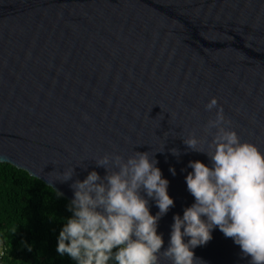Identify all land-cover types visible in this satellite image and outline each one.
I'll use <instances>...</instances> for the list:
<instances>
[{"label":"water","instance_id":"1","mask_svg":"<svg viewBox=\"0 0 264 264\" xmlns=\"http://www.w3.org/2000/svg\"><path fill=\"white\" fill-rule=\"evenodd\" d=\"M212 98L264 154V0H0V162L71 202L75 181L106 175L103 156L148 152L174 201L157 223L161 251L195 203L189 162L212 167L183 142L211 141ZM211 235L192 249L201 264H250L218 227Z\"/></svg>","mask_w":264,"mask_h":264},{"label":"clouds","instance_id":"2","mask_svg":"<svg viewBox=\"0 0 264 264\" xmlns=\"http://www.w3.org/2000/svg\"><path fill=\"white\" fill-rule=\"evenodd\" d=\"M205 108L216 109L215 119L204 129L212 135L211 141L191 135L183 142L188 149L205 153L212 167L198 160L189 162L193 171L187 174L186 184L195 203L184 209L182 218L173 217L164 251L157 223L174 205L167 191L169 181L162 178L158 161L148 152H135L126 160L121 155L103 156L96 162L106 169L103 178L92 171L71 185L74 198L69 211L73 217L59 233L57 252L77 264H108L110 260L160 264L161 256L171 264H201L192 249L206 245L212 239L211 230L218 227L239 245L243 256L251 258L250 264H264V154L226 127L230 122L216 98ZM170 151L180 155L178 149ZM169 171L175 175L174 168ZM73 172V168L65 171L62 181L70 180ZM142 192L155 201L159 209L155 216ZM184 237L190 238L187 243Z\"/></svg>","mask_w":264,"mask_h":264},{"label":"trees","instance_id":"3","mask_svg":"<svg viewBox=\"0 0 264 264\" xmlns=\"http://www.w3.org/2000/svg\"><path fill=\"white\" fill-rule=\"evenodd\" d=\"M70 203L38 178L0 162V264H77L56 250L73 217Z\"/></svg>","mask_w":264,"mask_h":264},{"label":"built area","instance_id":"4","mask_svg":"<svg viewBox=\"0 0 264 264\" xmlns=\"http://www.w3.org/2000/svg\"><path fill=\"white\" fill-rule=\"evenodd\" d=\"M3 253L2 247L0 246V255Z\"/></svg>","mask_w":264,"mask_h":264}]
</instances>
